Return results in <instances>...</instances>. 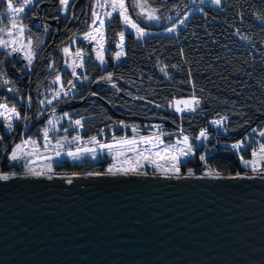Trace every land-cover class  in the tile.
Returning a JSON list of instances; mask_svg holds the SVG:
<instances>
[{"label":"trees","instance_id":"1","mask_svg":"<svg viewBox=\"0 0 264 264\" xmlns=\"http://www.w3.org/2000/svg\"><path fill=\"white\" fill-rule=\"evenodd\" d=\"M143 1L157 12L161 22L175 10L181 11V17L189 12L179 0ZM6 6V0H0V13ZM96 6V0H73L68 17L63 18L59 0H38L26 12L23 23L29 27L27 34L35 59L31 69L26 70L21 59L0 52V103L15 105L24 115L28 98L32 107L39 108V101L54 90L57 75L64 86L73 81L72 73L64 69L62 49L70 47L75 51L73 41L77 40V47L86 50L78 37L90 29ZM129 7L137 16L133 3ZM113 18L105 24L108 68L102 69L89 50L79 75L90 81L75 83L77 94L67 99L72 102L71 116L82 120L81 135L100 136L102 129L107 140L131 135L121 127L123 122L136 126L140 134L159 125L169 140L183 135L195 138L210 121L227 115V135L215 134L197 149L196 159L182 166L183 171L200 170L203 163L199 157L204 150L211 169L243 171L240 157L250 159L255 144L250 143L240 152L228 144L249 138L253 129L264 128V0H224L219 7L206 5L183 18L173 34L163 33L161 25H142L156 33L142 40L131 32L125 33V54L119 63L114 61V54L119 50V33L124 26L118 15ZM108 73L113 74L119 92L101 80ZM4 80L9 83L4 84ZM193 92L201 98L195 113L178 115L169 107V102L176 99H190ZM15 129L16 137L21 138V127ZM104 166L105 162L76 165L65 161L57 169L103 170Z\"/></svg>","mask_w":264,"mask_h":264},{"label":"water","instance_id":"2","mask_svg":"<svg viewBox=\"0 0 264 264\" xmlns=\"http://www.w3.org/2000/svg\"><path fill=\"white\" fill-rule=\"evenodd\" d=\"M192 172H0V264H264V174Z\"/></svg>","mask_w":264,"mask_h":264},{"label":"rangeland","instance_id":"3","mask_svg":"<svg viewBox=\"0 0 264 264\" xmlns=\"http://www.w3.org/2000/svg\"><path fill=\"white\" fill-rule=\"evenodd\" d=\"M37 1L38 0H35V2L30 6H25V12H23V13H19V14L9 13L7 10V6H6V9L2 13H0V29H3V31H0V38H2L3 40L9 41V46L6 49L0 48V52L1 51L4 52L7 57L21 59L22 62L24 63V68L26 70L31 69L33 62H34V59H35V57H34L31 65H29L28 61L26 59H24V56H25L26 51H27V49H25L24 46L29 44L28 38L30 36L27 34V29H29V27H26L23 33H19L17 28L11 27V21L15 20L18 22V24L25 25L23 23V17L25 16L26 12L30 8H32ZM72 1L73 0H70L69 9H70ZM179 1L182 2V4L185 3L184 9H185V11L187 10L189 12L187 14H184L181 17V14H180L181 11L175 10L176 13L169 14L167 17V20L165 22H161L159 20L157 12L153 8L146 5L143 0H125V5L128 8V15L130 16V18L135 23L138 24V26L141 29H143V31L145 33L143 35V37L140 38L139 40H142V39L156 33L154 30H150V29H147L144 27V26H149L150 23L155 24V25H161L160 27H164L163 33L173 34L175 32L176 26L180 25L183 18L186 19L191 13L197 12V11L200 12L202 10V8L206 5L217 7L215 4L211 3V0H179ZM223 1L224 0H222V3H223ZM96 2H97V0H96ZM100 2L103 3L104 0H100ZM132 3H133V5L135 3L144 5L143 8L134 7V9L136 10L135 14L137 16H134L132 14L134 12H132L130 10L129 4H132ZM20 4H23V0H18V3L16 4V6L19 7ZM6 5H7V0H6ZM96 7L97 8L95 11L101 15V18L105 20V24H106L109 20L107 17H105L103 15V13L111 11V8L110 7L99 8L98 6H96ZM61 13L63 15V18H67L69 11L67 13H63L61 10ZM150 14L157 17V19H151V20L148 19V16ZM116 15H118V13H113V17ZM122 23H123V21H122ZM142 25H144V26H142ZM98 26H99L98 21H97L96 25H93V23H91L90 29L86 33L92 31L93 28L98 27ZM123 26H124V31H123L124 33L131 32L137 38L136 29L131 28L130 26L125 25L124 23H123ZM169 29H173V31L170 32ZM9 31L12 32L11 36L8 34ZM86 33H84L78 37L79 40H81L82 42H84L86 44V50L77 47V44H76L77 40H75V41H73V44L76 47L75 51L72 50L70 47H67V48H69V54L66 55L63 52V56L65 59L64 69L69 70L71 73H72V67H69V65H73L74 63L75 64L81 63V59L75 55L76 51L78 49L81 50V52H82L83 64H84L85 59L88 57V51L89 50L93 52L95 59H96V51H94V49L98 48L99 45L97 44L96 40L89 41V40L84 39V36ZM101 34L103 37L102 39L100 38ZM101 34H97V39L99 40L100 44L103 45L104 50L102 51V55H103L106 63L102 66L100 64L99 60L96 59V62L102 67V69H107L108 68V62L106 60L107 46L105 43V26L101 30ZM125 36L126 35H124V42H123L124 53H125V44H126V42H125L126 37ZM13 47L19 48V49H21V51L18 53H14V52H12ZM30 48H31V45H30ZM31 50H32V48H31ZM118 51H120V49ZM9 53H11V54L9 55ZM115 54H114V57H115ZM114 61L116 63H119L121 61V59L119 61H117L114 58ZM83 70H84V67L83 68L76 67V69H75L77 75H79ZM89 81H90V79L84 80L83 78H81V80H77L76 77H74V79H73L74 83L79 82V83L88 84ZM62 86H63L65 91H67L70 87V85L64 86L62 84L61 79H60V82L54 83V90H59ZM54 90L46 98L51 99ZM76 94H77L76 88L73 89L72 91H70L69 95L67 97H65L63 95V92H61L59 100H54L52 105L45 104L44 106H41L39 104V108H34V107H32V104L27 103L24 110H25V113L30 117V119L27 121H25V120L17 121L13 118V129L12 130H7L4 127L3 119L0 118V136H3V140H0V172H20V173H23V172H29V169H34L37 172H47L48 173V170H47L48 165H51V168H52L51 172H55V171H60L57 169V167L65 161H67L71 164H76V165L77 164L78 165H84L87 161H91L94 164H97L100 162H105V166L103 169L104 171H108L109 168H112L113 171H117V169L139 166L138 171L139 170H152V171H156V172L171 173V171H166V169H168V166L171 163L170 157L173 155H178V152L165 153L162 150L166 146L172 145L177 140L182 141L183 138H178V139L172 140L171 142L170 141L167 142L166 136L162 137V135H161L160 138L163 141V143L159 144L158 147H152L151 144L139 142L140 137L141 136L151 137L154 135H160V130L151 129L147 134H140V132L137 131V133L134 134L132 131V126L123 124V125H121V127L124 129V131L131 132V135H124L122 137H127V138L131 139L133 137V135H136V139L138 141V143L136 145L137 150L136 151L128 150L130 147L128 145H124V146L114 145V148L111 152H109L108 149H106V148L103 151H101L98 144H94L93 142H91V138H85L81 135L83 126L82 127L70 126L71 121H74L77 119L71 116L70 107L72 105V102H70L69 100L67 101V99L69 97H73ZM53 108H55L54 113L52 111ZM35 111H36V114H35ZM64 113H69V115L71 117V121L67 117L60 119L61 117L64 116ZM33 114H34V116H33ZM177 114L181 115L182 113H177ZM31 116H32V118H31ZM33 119L35 122L31 121ZM50 119L56 125L55 129H53L52 125H49L47 123L48 120H50ZM79 120H81V119H79ZM32 122H34V123H32ZM41 124L43 126L40 129ZM82 125H83V123H82ZM16 126H20L22 129V131H21L22 135L20 136L21 138H19V139L16 137V134H15ZM32 126H33V128H32ZM29 128L30 129L32 128V130H33L30 133L28 131ZM45 128L49 129L47 141L44 139V129ZM65 128L68 129L67 132L64 131ZM262 130H264V128ZM259 131H261V130H257L256 132H253L251 134V136L247 139L244 148L246 146H248L250 143L255 144V145L253 144L254 145L253 151L254 150L257 151V157H255V159L257 161L256 167L259 170H264V159L260 158V154L258 151L260 143H264V137L259 136ZM74 136H79L80 139L77 141H74L72 139ZM65 137H66V139H65ZM95 137L102 144H114L113 137L110 138L109 140H107V138L105 137V133L101 134L100 136H95ZM116 138L119 139L121 137H116ZM29 139L36 141V146L33 147L32 144H28L27 146H25L23 148V153L20 154L21 158L18 159L17 161H11L9 159V156H10L15 144L22 143V141L29 140ZM57 140L60 141L59 145L57 144ZM209 141H211V140H209ZM209 141H206L204 143H199L197 141H192L189 139V143L196 145V147L194 149L195 155H192L189 157H180V159H181L180 172L183 171L182 166L186 162H188L189 160H193V159L197 158V152H196L197 149L202 147L204 144L209 143ZM45 145H47V147H45ZM61 145H62V147H61ZM181 147H183L182 144L177 145L178 149ZM91 148H95V154H94L95 158H93V154L86 153L84 151L85 149H91ZM77 149L81 150V155H80L79 159H73L71 156H68L66 154L68 151L76 152ZM144 149H151V153H152L151 155H149V153L146 151L144 152V156L148 157V159H145L144 157L138 155V153L140 151H143ZM253 151H252V153H253ZM57 152H60L59 156L56 155ZM28 153H31V154L29 155ZM156 153H159V155H156ZM201 154H205L207 157L208 152L204 150ZM253 159H254V157L251 156V158L247 159V160H253ZM152 161H155V163H152ZM202 163H203V167L200 168L201 171L206 170V169H211L209 166H207V164L204 161H202ZM4 165L6 166L7 169L2 168ZM25 165H27V167H25ZM156 165H159L160 168H157ZM241 166L244 168L243 171H252L251 166L245 167L242 163H241ZM66 171H73V170H66ZM87 171H89V170H87Z\"/></svg>","mask_w":264,"mask_h":264},{"label":"snow or ice","instance_id":"4","mask_svg":"<svg viewBox=\"0 0 264 264\" xmlns=\"http://www.w3.org/2000/svg\"><path fill=\"white\" fill-rule=\"evenodd\" d=\"M35 2V0H23V4H20L19 7L16 6V4L18 3V0H7V10L9 13L12 14H19V13H23L25 12V6H30ZM60 5L62 6L61 10L63 13H67L69 11V5H70V0H59ZM211 3L215 4L217 7H219L222 3V0H211ZM74 6V5H73ZM97 6L99 8H105V7H110L111 11L108 12H104L103 15L105 17L108 18L109 22L113 21V13H118L119 18L123 21V23L127 26H130L131 28L136 29L137 32V38L140 39L143 37V35L145 34L143 29H141L137 23H135L130 16L128 15V8L125 5V0H104L103 3L100 2V0H97ZM133 7H141L143 8L144 5L143 4H138L135 3L133 5ZM92 16H93V25L97 24V21L99 22V26L95 27L92 29V31L88 32L85 34L84 39L92 41V40H96L97 44L99 45L98 48L94 49V51H96V59L99 60L100 64L103 66L106 61L104 60V57L102 55V51L103 49V45L100 44L99 40L97 39V34H101V30L104 28L105 26V20L101 18V15L96 12L95 10H93L92 12ZM57 19H59V17H57ZM148 19H157V17L153 16V15H149ZM181 23H183V21H181ZM11 27L12 28H17L19 33H23L25 28L27 27L26 25L23 24H18L17 21L13 20L11 21ZM48 28L45 27V31L47 32ZM0 31H3V29H0ZM169 31H173V29H169ZM239 31V30H237ZM10 36L12 35V32L9 31L8 33ZM124 35L125 33L123 31H121L119 33L120 36V43L117 44V47L120 49V51H118L115 54V59L117 61H119L121 59L122 56H124V51H123V41H124ZM100 38L102 39V34L100 36ZM243 39H247V37H242ZM29 40V44L25 45L24 48L27 49L26 54L24 56V59H26L28 61V64L31 65L34 57H35V53L31 50L30 45H31V37L28 38ZM9 46V41L7 40H3L2 38H0V48H7ZM39 45H37L38 47ZM21 49L19 48H12V52L14 53H18L20 52ZM62 51L67 55L69 54V48L65 47L62 49ZM11 53H9L10 55ZM78 58L81 59V63L79 64H73V65H69V67H72V75L74 77H76L77 80H81V77L79 75H77L75 69L76 67H80L83 68L84 64H83V57H82V52L81 50H77L76 54H75ZM51 67V65L49 66ZM175 67V66H173ZM161 71L163 72L164 69L162 68ZM3 75V74H0ZM165 75H167V73H165ZM191 75V74H190ZM60 76L57 75L55 80L53 81V83H58L60 82ZM84 80L89 79L87 76L83 77ZM101 80L106 81L108 83H110L112 85L113 88H116L117 92L120 91V89L117 87V85L115 83H113V74L112 73H108L106 76H102ZM4 84H8L9 81L8 80H4L3 81ZM68 84L70 85L69 89L67 91L64 90L63 86L59 89V90H54L52 98L48 99L45 98L43 100H40L39 103L41 106H44L45 104L47 105H52L54 100H59L60 99V94L61 92H63V95L65 97H67L69 95V92L72 91L73 89L76 88V84L73 81H68ZM14 89H9V91H12ZM92 95H96V93H92ZM128 95H131V93H128ZM139 99H144L143 97H138ZM29 103H31V97L28 98ZM201 104V98L196 97L195 92L192 93V96L190 99H176L174 101L169 102V107H174V111L177 113H183V112H195L197 110V108L200 107ZM156 107H161V105H156ZM53 113L55 112V108L52 109ZM67 117L70 121H71V117L69 115V113H64V116L61 117L60 119H63ZM0 118L3 119L4 121V127L7 130H12L13 129V118L17 121L19 120H29L30 117L25 113L24 115H21V113L17 110L15 105H12L11 107L7 104V103H0ZM228 120V116L224 115V116H220L218 119H213L212 121H210L209 123L212 125H215L217 128H221L223 129L225 132L227 131V126H226V121ZM49 125H52L53 129H55L56 125L53 123V121L50 119L47 122ZM121 125H123V122H120ZM26 126V125H25ZM70 126H76V127H82V121L77 119L74 121H71ZM156 127L158 130L160 129L159 125L154 126ZM67 128L64 129L65 132H67ZM132 131L134 134L137 133V128L136 126H132ZM253 132H256V129L252 130ZM48 132L49 129L45 128L44 129V139L47 141L48 140ZM101 134H103V129L101 130ZM161 135H163V132L160 131V135H154L151 137H140V141L139 142H143L146 144H151L152 147H158L159 144H162L163 141L161 140ZM181 135H183V131L181 130ZM259 136L264 137V130L259 131ZM66 139V137H65ZM74 141H77L80 139L79 136H74L72 138ZM197 140H207L208 139V131L207 128L201 129V131L199 132L198 137L196 138ZM247 137H245L244 140H239L236 143H233L230 147L232 150H235L236 152H240L244 149L245 143L247 141ZM0 140H3V136H0ZM113 141L114 144H102L99 142V140H97V138L91 137V142H93L94 144H98L101 151H103L105 148L108 149L109 152H111L114 148V145H120V146H124V145H128L130 146L128 150L130 151H136V145L138 143L137 139H136V135H133V137L131 139L127 138V137H121L119 139H117L115 136H113ZM155 141V142H154ZM28 144H32L33 147L36 146V141L34 140H24L22 141V143H18L15 144L9 159L11 161H17L18 159L21 158V155L23 153V148L25 146H27ZM57 144H60V141L57 140ZM182 144L183 147L181 148H177V145ZM45 147H47V145H45ZM62 147V145H61ZM196 145L189 143V137L187 135H183V139L181 140H177L175 143H173L170 146H166L162 151L165 153H175L178 152V155H173L170 157L171 159V163L168 166V169H166V171H171V173L173 175H179L180 173V164H181V159L180 157H189L192 155H195L194 149H195ZM86 153H90L93 154V158H95V148H91V149H85L84 150ZM148 152L149 155H151V149H144L143 151H140L138 153V155L144 157L145 159H148V157L144 156V152ZM259 154H260V158L264 159V143H260L259 145ZM29 155L31 153H28ZM68 156H71L73 159H79L80 155H81V150L77 149L76 152H72V151H68L66 153ZM57 156L60 155V152L56 153ZM156 155H159V153H156ZM252 156L254 157L253 160H245L243 158V156L240 157L241 163L245 166H251V170L253 172H257L260 171L261 174H264V170H259L256 167V159L255 157H257V151H253ZM199 159L201 161H204L206 163V155L205 154H201ZM152 163H155V161H152ZM157 168H160L159 165H156ZM25 167H27V165H25ZM138 167H130V168H122V169H117V171H122L123 173L127 174L129 172H133L136 173L138 172ZM47 170L48 172L52 171L51 165L47 166ZM109 172H112V168L108 169ZM29 172L34 175V176H41V175H47L46 172H37L34 169H29ZM188 173L191 175L193 174L192 169L188 170ZM140 174H145L146 173H140ZM207 175H211L212 172H208L206 173ZM9 177L5 176V175H0V179L2 180H7ZM48 179H52V176H48ZM68 183H71V179H68L67 181Z\"/></svg>","mask_w":264,"mask_h":264},{"label":"built area","instance_id":"5","mask_svg":"<svg viewBox=\"0 0 264 264\" xmlns=\"http://www.w3.org/2000/svg\"><path fill=\"white\" fill-rule=\"evenodd\" d=\"M198 109V108H197ZM197 111V110H196ZM195 111V112H196ZM195 112H183L182 114H192V113H195ZM176 113V112H175ZM177 114V113H176ZM181 114V115H182ZM204 128H207V131H208V139L207 140H197L196 138L198 137V135H199V133H198V135L195 137V138H189L190 140H192V141H197V142H199V143H204V142H206V141H209V140H211V139H213V137H214V135L215 134H223V135H227V131L225 132L223 129H221V128H217L215 125H212V124H210V123H208V126H206V127H203V128H201V129H204ZM201 129L199 130V132L201 131ZM162 137H164L163 135H162ZM183 138V137H182ZM176 139H178V138H176ZM233 143H230V144H228V146L230 147L231 145H232Z\"/></svg>","mask_w":264,"mask_h":264},{"label":"crops","instance_id":"6","mask_svg":"<svg viewBox=\"0 0 264 264\" xmlns=\"http://www.w3.org/2000/svg\"><path fill=\"white\" fill-rule=\"evenodd\" d=\"M168 138H169V137H168V136H166V140H167V142H169V141L171 142L172 140H169Z\"/></svg>","mask_w":264,"mask_h":264},{"label":"flooded vegetation","instance_id":"7","mask_svg":"<svg viewBox=\"0 0 264 264\" xmlns=\"http://www.w3.org/2000/svg\"><path fill=\"white\" fill-rule=\"evenodd\" d=\"M2 168L6 169V166L4 165Z\"/></svg>","mask_w":264,"mask_h":264}]
</instances>
